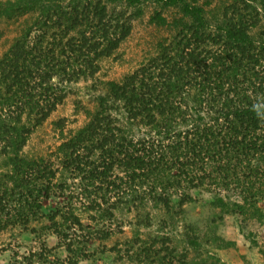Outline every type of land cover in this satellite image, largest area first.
I'll use <instances>...</instances> for the list:
<instances>
[{
  "label": "trees",
  "instance_id": "16d2710c",
  "mask_svg": "<svg viewBox=\"0 0 264 264\" xmlns=\"http://www.w3.org/2000/svg\"><path fill=\"white\" fill-rule=\"evenodd\" d=\"M123 2L135 10L109 8ZM139 3L0 0V13L37 12L0 56V230L43 220L39 228L64 245L67 264L110 239L122 211L134 213L128 259L160 264L166 237L140 236L153 224L150 209L162 214L159 225H180L191 247L224 241L215 229L233 217L242 229L264 225V0H231L216 23L195 2L161 0L179 16L167 22L155 10L150 21L171 27V37L121 80L105 82L88 121L51 157L22 153L66 85L94 76L129 35ZM54 124L61 131L64 120ZM195 203L202 210L190 220ZM28 230L40 235L35 225ZM33 258L46 260L36 250L25 263Z\"/></svg>",
  "mask_w": 264,
  "mask_h": 264
},
{
  "label": "rangeland",
  "instance_id": "374dc122",
  "mask_svg": "<svg viewBox=\"0 0 264 264\" xmlns=\"http://www.w3.org/2000/svg\"><path fill=\"white\" fill-rule=\"evenodd\" d=\"M4 1V0H1ZM199 4L205 16L213 23L221 20V9L231 0H188ZM161 0H141L137 6L141 8L139 15L132 20L129 35L120 43L115 52L99 61V69L91 77L80 78L76 82L66 85V92L62 101L51 112L49 117L29 135L22 153L26 156L51 157L56 146L74 130L88 121L87 110L93 112L96 107V96L104 92L105 82L119 81L140 64L156 53L157 43L168 40L172 28L167 25H155L150 16L155 10H160L167 22L179 16L177 9L163 6ZM110 9L126 8L130 13L135 10L132 6L123 3L111 4ZM37 16L36 11H26L20 14L0 13V56L8 49L12 42L28 27ZM258 28L252 33L257 34ZM62 118L64 125L57 129L54 121ZM54 157V156H53ZM0 170L2 166L0 165ZM262 206L264 211V202ZM190 220L197 218V212L202 210L198 204L187 206ZM153 215V224L150 227H141L140 236L150 241L149 233H159L166 237L160 242L162 264H264V225H244L240 228L238 221L233 217L226 223L220 224L215 233L224 241H201L199 246L191 247L184 241L183 230L180 225L175 229L159 225L157 220L162 214L150 209ZM77 212L82 220L87 215L78 205ZM202 212V214H204ZM133 212H117V222L110 226L114 234L108 240H94L89 244V255L82 258L78 264H160L155 257L143 260L135 257L128 259L126 251L130 249L125 244L126 239L133 236ZM44 221H41L43 225ZM35 225L40 235L28 230ZM39 223H30L27 229L21 226L8 227L0 230V264H26L25 258L29 252L42 250L46 256L45 263L33 258V264H67L64 245L51 232H43ZM253 225V226H250ZM119 227L121 232L119 231ZM255 240L254 241H252ZM165 243V245H164ZM45 244V245H44ZM116 248H119L116 252ZM130 253V252H129ZM41 259V258H40ZM44 262V261H43Z\"/></svg>",
  "mask_w": 264,
  "mask_h": 264
}]
</instances>
